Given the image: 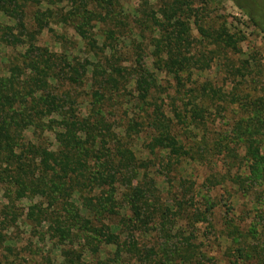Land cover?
<instances>
[{
	"label": "trees",
	"instance_id": "16d2710c",
	"mask_svg": "<svg viewBox=\"0 0 264 264\" xmlns=\"http://www.w3.org/2000/svg\"><path fill=\"white\" fill-rule=\"evenodd\" d=\"M138 1L131 17L122 0H0L14 21L0 45L25 48L0 69V264H18L8 233L20 220L50 245L30 264H217L197 227L211 226L216 198L227 264H264V81L228 58L244 37L206 26L191 0ZM230 1L264 36V0ZM45 32L59 53L38 44ZM211 66L223 87L192 81ZM183 163L213 172L193 191L164 176ZM231 191L247 201L237 216Z\"/></svg>",
	"mask_w": 264,
	"mask_h": 264
},
{
	"label": "rangeland",
	"instance_id": "374dc122",
	"mask_svg": "<svg viewBox=\"0 0 264 264\" xmlns=\"http://www.w3.org/2000/svg\"><path fill=\"white\" fill-rule=\"evenodd\" d=\"M193 3V9L197 10V16L198 19L205 20L207 25L211 26L217 29L218 27L225 25L226 29L232 33L236 34L238 37H244V40L240 42L238 46L237 54L230 55L228 58L230 59L231 63L235 65L236 67H241L242 63H249L250 69L254 70L255 72V79L258 82L264 81V36L251 25L248 18L239 11L230 0H191ZM156 8L158 9L159 5L156 4L155 1L151 2ZM122 7L123 12L128 16H134L136 9H138L139 1L138 0H122ZM208 11V15L206 12ZM0 24L6 25V26H13L14 21H12L9 18L4 17L0 14ZM54 26H52L53 28ZM54 31L57 34H62L65 36L67 40H71V44H73L75 41H77L76 36L73 34L71 30H65L61 31L60 27H54ZM191 34L192 38L195 39V41H199V36L196 31V28L192 25L191 28ZM39 45L42 47H46L50 49L51 51L60 52V46L56 42V39L52 37L51 34L43 33L41 34L39 41ZM82 48V45L78 43V47L75 51H73V54L76 57L83 58L82 51L80 49ZM200 45L196 44L195 50H193V54H197V50H200ZM24 47L18 46V47H5L3 45H0V69H2L4 66L6 67L8 60L12 59L14 56L18 54L24 53ZM123 50L127 49L123 48ZM152 50H147L145 54V65L149 68L150 72L153 73L156 77V85L159 86L158 89L166 88L168 83L170 82V79L163 75V73L157 72L153 69L151 65V59L148 57V54ZM127 66V64H126ZM128 67V66H127ZM197 81V83H204L205 81H210L214 85L223 87V81H224V75L222 73H218V67L217 66H211V68L200 72V73H194L192 77V81ZM174 85V84H173ZM49 138L50 143H53V139L50 135H47ZM138 147V146H137ZM134 150L135 154L139 158L146 157L145 153L142 152L143 146H139ZM213 172L209 166L206 165H196V164H190V163H183L180 168L177 169L176 173L172 174L173 171L170 173L164 174V176H177L181 179H187V181L191 182L193 184V191L198 190L202 183L204 182V179L206 178L207 174ZM156 174L155 172L150 169L149 170V176L154 177ZM179 175V176H178ZM161 180V181H160ZM163 178L157 179L156 182L158 186L162 189L163 192L168 189L167 186L162 184ZM234 191V190H233ZM232 193V198L229 202L226 204L229 206L231 205L234 209L232 212V215L237 216L241 213V211L245 210V206L247 204V201L244 199H241L237 194ZM203 193V192H202ZM204 193H207L204 191ZM210 197H218L222 194L221 188H216L214 191H211L208 193ZM165 197V196H164ZM220 198H216L215 201L220 204H224L225 202H220ZM1 202V198H0ZM221 206L217 207L214 211V217L213 219H210L208 224L210 223L211 226H208L207 224H199L197 227L201 228L203 231L206 229L205 232H212V234L209 237V243H211L206 250L207 253H205L208 257H216L217 264H227L226 262V249L229 247V242L222 236L219 238L217 235H219L222 231L223 223L225 216L223 212H225V208ZM30 205V202L28 200H23L20 204H17V207L19 209H24ZM250 208L252 209L251 205ZM19 229L14 231H10L8 233L9 239L12 241L13 245L17 247V257L15 255V260L18 259V264H30V261L33 259L38 260V254L42 252L46 253L48 249H50V245L46 242L42 244V242H39V237L34 236L33 233L30 232V228L23 224L20 220L19 222ZM213 231L215 233H213ZM216 237L218 239H216ZM108 251L111 250V248H107ZM56 255V254H55Z\"/></svg>",
	"mask_w": 264,
	"mask_h": 264
}]
</instances>
